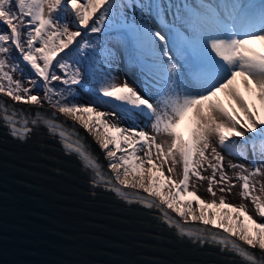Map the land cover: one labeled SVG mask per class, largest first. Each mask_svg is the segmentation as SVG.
I'll return each instance as SVG.
<instances>
[{
  "label": "snow or ice",
  "instance_id": "1",
  "mask_svg": "<svg viewBox=\"0 0 264 264\" xmlns=\"http://www.w3.org/2000/svg\"><path fill=\"white\" fill-rule=\"evenodd\" d=\"M0 25V96L12 102L0 99V122L12 137L45 127L92 186L158 211L194 245L264 264V0H0ZM25 68L27 86L15 78ZM45 104L50 114L16 107ZM225 152L251 167L229 161V176ZM193 176L212 199L190 190ZM237 183L255 216L228 201Z\"/></svg>",
  "mask_w": 264,
  "mask_h": 264
},
{
  "label": "water",
  "instance_id": "2",
  "mask_svg": "<svg viewBox=\"0 0 264 264\" xmlns=\"http://www.w3.org/2000/svg\"><path fill=\"white\" fill-rule=\"evenodd\" d=\"M16 107L52 111L47 104ZM78 131L107 170L102 150L82 128ZM0 264L244 262L216 246L194 245L167 227L158 211L92 186L77 158L45 127L21 142L0 122Z\"/></svg>",
  "mask_w": 264,
  "mask_h": 264
},
{
  "label": "rangeland",
  "instance_id": "3",
  "mask_svg": "<svg viewBox=\"0 0 264 264\" xmlns=\"http://www.w3.org/2000/svg\"><path fill=\"white\" fill-rule=\"evenodd\" d=\"M0 27H2V25H0ZM22 67H23V65H22ZM137 71L138 70H136V69H134L132 67H129L128 65H126L124 63H121L120 66H119V73L118 74H119V77H120L121 80L127 78L128 82L132 86L137 87L138 90H139V79H138V76H137ZM15 78L22 80V82H25V85L27 86V83H26L27 79L28 78H35V76L30 71V69L25 68L23 73H20V72L16 73L15 74ZM57 86L59 87L61 85L57 84ZM41 95H42V92H41ZM90 99L91 98L89 96L81 93L80 102H82V103L83 102H87ZM122 123H124L125 126L127 125L126 121H124ZM140 127H144V125L140 124ZM145 130H150V129H145ZM223 154L226 157V159L224 161V164H225V169L228 172L229 176L233 175V170L228 167L229 161H231L233 163H243V164H246L249 167H251L250 158L249 159H242V158H238V157H235V156H230L226 152L223 153ZM176 171H177V174L174 177V179L179 180L182 177V166L181 165H177L176 166ZM201 171H202V175H204V176H210L211 175V169H208L207 171H204V170H201ZM207 187H208V181L207 180L198 181L196 177H194V176L191 177L190 190H192L193 188H196L198 190V195H200L204 199L210 200V199H212V197L207 192ZM218 187L219 186H215V189L217 190V192H218ZM239 192H240V185H239V183H237L236 187H234L232 189V194L227 197L228 201L230 203H233V204H239L241 202L247 203L249 211L255 216L256 214L254 212L253 206L251 205V203L249 201H242L240 196H239ZM218 195H220L219 192H218ZM188 199H191V197H188ZM256 218L259 219V217H256Z\"/></svg>",
  "mask_w": 264,
  "mask_h": 264
},
{
  "label": "bare ground",
  "instance_id": "4",
  "mask_svg": "<svg viewBox=\"0 0 264 264\" xmlns=\"http://www.w3.org/2000/svg\"><path fill=\"white\" fill-rule=\"evenodd\" d=\"M102 154H103V152H102ZM105 162H106V165H107V161L105 160ZM192 199V198H191ZM195 206V205H194Z\"/></svg>",
  "mask_w": 264,
  "mask_h": 264
}]
</instances>
